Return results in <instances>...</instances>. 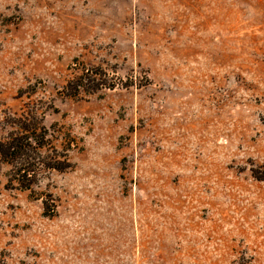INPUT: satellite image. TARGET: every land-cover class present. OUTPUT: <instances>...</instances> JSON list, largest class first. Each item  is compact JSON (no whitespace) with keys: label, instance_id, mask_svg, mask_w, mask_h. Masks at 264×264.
<instances>
[{"label":"rangeland","instance_id":"rangeland-1","mask_svg":"<svg viewBox=\"0 0 264 264\" xmlns=\"http://www.w3.org/2000/svg\"><path fill=\"white\" fill-rule=\"evenodd\" d=\"M31 108L72 166H0V264H264V0H0V138Z\"/></svg>","mask_w":264,"mask_h":264},{"label":"trees","instance_id":"trees-1","mask_svg":"<svg viewBox=\"0 0 264 264\" xmlns=\"http://www.w3.org/2000/svg\"><path fill=\"white\" fill-rule=\"evenodd\" d=\"M77 71L63 87L66 95L80 96L81 93H93L102 87H114L113 82L102 78L105 73L100 68L83 67ZM10 124L13 129L7 136L0 138V166L7 167V183L11 188L32 190L44 174L63 172L71 168L68 150L73 139L68 136L66 143L56 145L57 135L51 130L53 126H46L44 116L37 113L36 108L11 116ZM254 176L264 179V174L259 172ZM49 203V200L43 199L45 211L50 210ZM44 213L48 216L54 215L51 212Z\"/></svg>","mask_w":264,"mask_h":264}]
</instances>
